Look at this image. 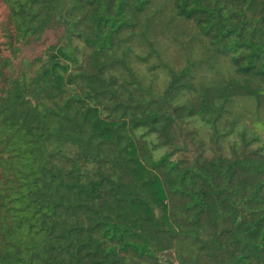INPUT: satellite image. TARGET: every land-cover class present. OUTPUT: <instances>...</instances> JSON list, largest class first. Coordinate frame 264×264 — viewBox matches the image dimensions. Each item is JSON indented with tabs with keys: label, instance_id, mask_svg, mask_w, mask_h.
<instances>
[{
	"label": "trees",
	"instance_id": "obj_1",
	"mask_svg": "<svg viewBox=\"0 0 264 264\" xmlns=\"http://www.w3.org/2000/svg\"><path fill=\"white\" fill-rule=\"evenodd\" d=\"M241 99L264 0H0V264H264Z\"/></svg>",
	"mask_w": 264,
	"mask_h": 264
},
{
	"label": "rangeland",
	"instance_id": "obj_2",
	"mask_svg": "<svg viewBox=\"0 0 264 264\" xmlns=\"http://www.w3.org/2000/svg\"><path fill=\"white\" fill-rule=\"evenodd\" d=\"M53 32H49L44 37V42H48L51 39H53ZM26 54L29 56H33L36 52L30 49H26ZM183 62V60L181 61ZM204 68V66H203ZM229 71V64L226 58H221L216 63L213 61V63H210V69L206 71V73L209 74H215L217 76H221L223 74H228ZM204 72V71H203ZM238 108L242 110L246 115V125L248 126V129L250 131H256L261 136L262 140L261 143L264 144V113L259 115V113L256 110L255 104L251 100H244L241 99ZM158 154L161 153V151H157ZM166 264H172V263H166ZM175 264V263H173Z\"/></svg>",
	"mask_w": 264,
	"mask_h": 264
}]
</instances>
